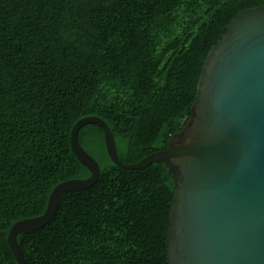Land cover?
<instances>
[{
  "label": "trees",
  "instance_id": "trees-1",
  "mask_svg": "<svg viewBox=\"0 0 264 264\" xmlns=\"http://www.w3.org/2000/svg\"><path fill=\"white\" fill-rule=\"evenodd\" d=\"M264 0H0V264L18 221L42 215L61 182L91 176L71 145L98 116L128 164L167 148L186 124L212 46ZM100 164L51 221L18 236L27 264H169L174 181L160 161L126 169L104 129L79 131Z\"/></svg>",
  "mask_w": 264,
  "mask_h": 264
},
{
  "label": "water",
  "instance_id": "water-1",
  "mask_svg": "<svg viewBox=\"0 0 264 264\" xmlns=\"http://www.w3.org/2000/svg\"><path fill=\"white\" fill-rule=\"evenodd\" d=\"M87 123L104 129L116 165L142 169L160 161L171 172L169 264H264V6L238 12L212 46L191 114L167 148L124 163L104 119L91 115L74 124L72 149L91 176L59 183L42 215L11 227L8 241L18 264H27L19 234L46 226L63 193L88 189L101 175L99 162L79 142Z\"/></svg>",
  "mask_w": 264,
  "mask_h": 264
}]
</instances>
